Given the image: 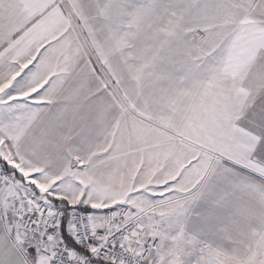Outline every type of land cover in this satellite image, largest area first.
Instances as JSON below:
<instances>
[{
    "label": "snow or ice",
    "instance_id": "1",
    "mask_svg": "<svg viewBox=\"0 0 264 264\" xmlns=\"http://www.w3.org/2000/svg\"><path fill=\"white\" fill-rule=\"evenodd\" d=\"M0 264H264V0H0Z\"/></svg>",
    "mask_w": 264,
    "mask_h": 264
}]
</instances>
